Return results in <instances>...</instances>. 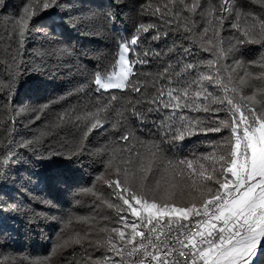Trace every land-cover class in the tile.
<instances>
[{
    "label": "snow or ice",
    "instance_id": "snow-or-ice-1",
    "mask_svg": "<svg viewBox=\"0 0 264 264\" xmlns=\"http://www.w3.org/2000/svg\"><path fill=\"white\" fill-rule=\"evenodd\" d=\"M57 9L65 29L114 41L112 59L47 36L29 50L33 33L43 31L36 22ZM125 9H135L138 22L120 35ZM253 46L254 60L247 58ZM26 56L35 67L64 68L73 87L47 104L16 107ZM53 105L60 108L51 120L15 139L18 118L31 128ZM0 109V188L13 175L12 184L24 188L31 168L62 157L99 166L80 194L111 210L75 224L69 217L49 256L28 264H54L52 257L64 264H264V0H109L103 10L78 9L74 0H0ZM225 130L211 151L177 154L186 139ZM64 131L72 144L65 138L53 147L50 139ZM96 132L106 142L89 148ZM97 184L110 191L98 193ZM34 202L42 209L5 192L0 214L48 219L52 202ZM25 260L0 245V264Z\"/></svg>",
    "mask_w": 264,
    "mask_h": 264
},
{
    "label": "trees",
    "instance_id": "trees-1",
    "mask_svg": "<svg viewBox=\"0 0 264 264\" xmlns=\"http://www.w3.org/2000/svg\"><path fill=\"white\" fill-rule=\"evenodd\" d=\"M79 9H96L103 10L107 7L109 0H74ZM146 2V0H129V3L138 4ZM10 5H16L19 0H8ZM14 8L6 9V12L13 11ZM129 18L123 23L118 22L117 31L120 35L130 34L133 24L138 22L136 19L135 9H125ZM59 9L51 14H45L42 19L36 22V27L43 29L41 32H34L28 41V48H38L45 43V37L53 40H61L74 46L77 50H88L98 48L108 54V59H112V53L115 51L114 41L92 38L79 34L70 29H65ZM147 19V18H145ZM127 29V32H125ZM171 44V39L168 41ZM163 47V45H161ZM259 55V50L253 46L252 50L247 54L248 59H256ZM30 57H25V63L21 66V75L17 78L14 85L13 104L16 107L32 106L38 107L49 103L57 97L66 94L75 83V79L71 78L64 68H40L35 67L32 63L27 62ZM89 67H92L98 61H88ZM105 66L106 61H103ZM30 69V71H24ZM78 79V77L76 78ZM260 81L255 82V87H259ZM254 88L245 89V94H251ZM80 98L72 97L70 102L75 104ZM83 102V101H81ZM60 108L59 105L51 106V110L47 116L41 121H37L31 128L24 127V118H18V123L15 125V139L19 140L23 137H30L37 128L43 127L44 123L51 120L56 111ZM3 110L0 109V114ZM220 118L225 117V113H219ZM7 119V117H5ZM227 136L228 132L210 133L208 135H197L186 139L180 146L177 153L181 157H191L193 154L200 155L201 153L211 151L210 145L221 139V136ZM72 144V136L67 131L61 132L59 135L50 139L49 143L53 147L59 148L60 144ZM91 143L89 148L100 147L106 141L103 135L96 132L90 137ZM47 148L48 145L46 144ZM87 163V160H85ZM99 170L98 165H90L81 168L79 165L68 164L62 157H55L52 161L46 162L45 167L31 168L34 173L31 176L24 188H20L21 181L15 185L12 184L13 176H10L7 184L0 188V195L7 193V196L17 200L25 201L26 205L41 210L42 205L35 203L38 198L49 200L54 205L50 209H45L48 219H39L34 222H29L28 217L17 216L15 219L11 216L0 214V245H7V250L14 252L18 257H27L25 264L30 260H43L48 257L54 242L59 237V232L62 227V222L69 217H92L97 218L109 215L111 210L96 204V198L91 194L82 195L80 189L83 187H92V180ZM25 180L28 179L29 173L23 169L19 173ZM59 178V179H56ZM16 189H20L17 191ZM95 189L98 193L107 194L110 190L106 186L97 184ZM102 223V222H101ZM79 228V225H76ZM79 257L80 252L76 253ZM54 264H64L62 257H52Z\"/></svg>",
    "mask_w": 264,
    "mask_h": 264
}]
</instances>
